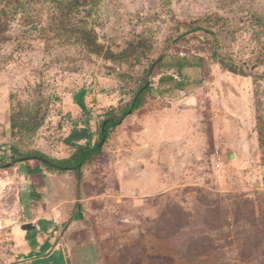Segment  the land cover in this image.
Returning a JSON list of instances; mask_svg holds the SVG:
<instances>
[{
    "label": "rangeland",
    "instance_id": "obj_1",
    "mask_svg": "<svg viewBox=\"0 0 264 264\" xmlns=\"http://www.w3.org/2000/svg\"><path fill=\"white\" fill-rule=\"evenodd\" d=\"M86 20L105 48L142 53L111 61L43 40L18 14L0 22V214L14 216L22 175L24 196L29 188L25 164L39 165L14 160L11 147L68 156L71 127L87 118L96 130L160 58L143 105L78 181L29 175L65 216L59 239L70 264H264V0H97ZM212 52L247 75L221 68ZM177 58L193 64L180 78L165 68ZM170 74L183 90L162 92L170 83L158 77ZM11 115L39 125L11 129Z\"/></svg>",
    "mask_w": 264,
    "mask_h": 264
},
{
    "label": "trees",
    "instance_id": "obj_2",
    "mask_svg": "<svg viewBox=\"0 0 264 264\" xmlns=\"http://www.w3.org/2000/svg\"><path fill=\"white\" fill-rule=\"evenodd\" d=\"M96 3L97 0H0V22L11 20L18 14L21 23L31 25L30 27L38 31L40 38H43V40L50 41L51 39H56L61 42L77 43L87 51L101 55L111 61L120 60L121 58L126 59L130 55H136L135 57H137V53L141 54L142 52L136 46L132 50L127 48L114 52L110 48H105L98 41L95 29L86 20ZM38 5H40V9ZM41 9L47 11L46 24L42 23V15L39 13ZM82 10L83 15H80ZM211 57L216 59L221 68L235 74L247 75L246 70L241 65L236 64L231 58L218 55L217 52H212ZM191 65L193 64L188 62L186 58H177L173 60V63L166 65L165 68L174 69L177 77L180 78L183 76L182 68ZM154 66H163L162 60L156 58L150 62L149 66L143 70L144 78L137 85L130 99L122 105L106 110L96 130L92 131L88 126L89 122L87 118L85 119L86 126L78 127L77 125H73L71 127L68 135L63 140V143L72 149L68 156L57 158L39 150L18 153L16 148L11 147V151L14 153V160L20 162L33 159L39 165L29 169L32 173L42 174L45 171L60 174L68 172L78 181L82 174V167L101 152V145L98 146L99 143L109 138L111 131L126 115L143 105L146 94L151 90V86L147 83V75ZM176 79L171 74L159 76V85L170 83L162 92H170L173 89L183 90L185 85L180 82L181 80ZM90 89L93 90V88ZM81 108L87 110L83 102H81ZM10 120L11 129H14L17 125H22L33 130L39 125L35 117L16 121L15 115H11ZM94 135H96L95 140H93ZM16 153L18 154L15 157ZM6 164L7 162L0 159V168Z\"/></svg>",
    "mask_w": 264,
    "mask_h": 264
},
{
    "label": "crops",
    "instance_id": "obj_3",
    "mask_svg": "<svg viewBox=\"0 0 264 264\" xmlns=\"http://www.w3.org/2000/svg\"><path fill=\"white\" fill-rule=\"evenodd\" d=\"M25 167L29 188L24 196L23 181L27 179L22 175L18 180L15 214L5 216L15 220L14 244L10 250H0V264H70L69 254L59 239L60 224L65 216H62L61 208L44 195L47 186L36 187L32 183L33 176L39 174L29 171L34 166L29 168L25 164ZM70 219L71 216L67 221Z\"/></svg>",
    "mask_w": 264,
    "mask_h": 264
},
{
    "label": "built area",
    "instance_id": "obj_4",
    "mask_svg": "<svg viewBox=\"0 0 264 264\" xmlns=\"http://www.w3.org/2000/svg\"><path fill=\"white\" fill-rule=\"evenodd\" d=\"M15 220L0 214V250H10L14 244Z\"/></svg>",
    "mask_w": 264,
    "mask_h": 264
},
{
    "label": "water",
    "instance_id": "obj_5",
    "mask_svg": "<svg viewBox=\"0 0 264 264\" xmlns=\"http://www.w3.org/2000/svg\"><path fill=\"white\" fill-rule=\"evenodd\" d=\"M102 142H103V141H101V142L99 143V145H98V146H100V145L102 144Z\"/></svg>",
    "mask_w": 264,
    "mask_h": 264
}]
</instances>
